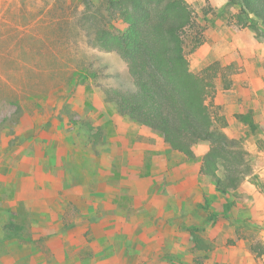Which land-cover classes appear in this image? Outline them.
Masks as SVG:
<instances>
[{"label":"rangeland","instance_id":"1","mask_svg":"<svg viewBox=\"0 0 264 264\" xmlns=\"http://www.w3.org/2000/svg\"><path fill=\"white\" fill-rule=\"evenodd\" d=\"M185 1L194 10L185 34L191 70L226 68L210 101L216 129L248 152L257 179L220 195L199 170L211 148L203 141L195 159L177 160L192 171L181 168L182 176L198 175L195 216L189 201L183 217L167 224L137 216L142 208L105 215L108 202L95 214L109 195L111 156L121 179L125 147L112 139L129 120L103 90L135 89L125 60L100 48L98 37L127 25L109 12V0H0V264H264V226H255L244 196L264 195V39L238 27L240 7L229 0ZM97 159L101 176L94 175Z\"/></svg>","mask_w":264,"mask_h":264},{"label":"trees","instance_id":"2","mask_svg":"<svg viewBox=\"0 0 264 264\" xmlns=\"http://www.w3.org/2000/svg\"><path fill=\"white\" fill-rule=\"evenodd\" d=\"M229 1L240 7L238 27L264 39V0ZM107 5L127 30H102L98 46L125 60L135 89L104 88L106 102L119 115L160 134L172 151L188 159H195L200 142H209L200 172L220 195L237 191L247 177L257 179L248 152L216 129L210 101L219 91L216 81L226 79V68L217 62L200 73L191 70L185 39L194 26L191 5L185 0H109Z\"/></svg>","mask_w":264,"mask_h":264},{"label":"crops","instance_id":"3","mask_svg":"<svg viewBox=\"0 0 264 264\" xmlns=\"http://www.w3.org/2000/svg\"><path fill=\"white\" fill-rule=\"evenodd\" d=\"M118 117L119 116H116L115 122L119 123V118H121V116ZM130 134L133 136H130ZM119 141L123 143L124 145L122 146L125 147L122 152V157L119 159V168L121 169L120 173L122 176L121 179L117 181L115 173L118 168V159L111 156L105 163L109 168H104L108 180L106 182V187L109 195L106 200L99 202L97 211L94 212L95 214L102 213L100 210L103 211L106 209L103 208L105 207L103 203L108 202L110 210H108V213L103 212L105 215L134 216L131 211L135 208H142L143 212L136 213L137 216L144 215L166 218V220L163 219L162 222L167 224V219L175 220L176 218L183 217V207L187 206L188 201L194 203L193 212H195L190 215L195 216L197 214L199 207H201L202 200L198 197L192 199L191 195L198 194L200 188L197 184L191 187V183L198 178V175L194 176V178L182 176L181 168H183V166H179L177 160L183 158V154L172 151L161 135L151 132L129 120L124 121L122 124L119 123L116 136L112 139V142H114L113 146ZM110 153L113 152L111 151ZM96 161L93 162V167L95 169L97 168V170L94 169V175L101 176L103 169L100 165L101 160L97 159ZM186 164L185 168L188 174H191L192 171L187 167L188 164ZM199 170H201V168ZM193 172L196 174V170ZM262 177L264 179V175H262ZM183 180H185V182H183ZM21 184L22 183L19 182L16 192V199L18 202L21 201L19 195L21 193ZM138 185H141V190L137 188ZM90 186V181L82 184V189L85 193ZM136 191L139 195L136 194ZM121 193H125L126 195L122 196ZM244 196L248 197L251 202L250 207L254 213L253 219L257 221L255 226L258 227V223L264 226V195L253 193L245 194ZM206 201L207 200H205V203ZM122 210H125V213H121L120 211ZM14 243L15 242H13V244ZM7 245H10V243H7Z\"/></svg>","mask_w":264,"mask_h":264}]
</instances>
